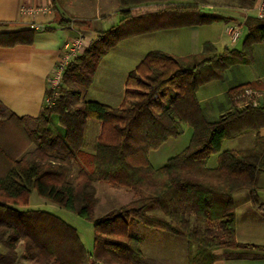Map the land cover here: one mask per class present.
<instances>
[{
    "label": "trees",
    "instance_id": "1",
    "mask_svg": "<svg viewBox=\"0 0 264 264\" xmlns=\"http://www.w3.org/2000/svg\"><path fill=\"white\" fill-rule=\"evenodd\" d=\"M118 1L120 22L69 61L59 95L52 98L48 90L50 100L34 124L10 113L0 101V264H21L19 251L28 264H140L143 240L130 232L131 220L186 238L189 264H213L214 251L220 248L264 249L236 239L234 202L237 192L247 190L252 205L264 214L259 196L264 104L255 94L264 91V84L254 80L229 89L232 108L216 120L207 117L198 98L201 86L223 80L232 66L254 63V48L264 43V18L251 12L255 0L240 5L243 20L233 25L246 30L241 49L219 51L206 41L200 52L184 57L152 50L129 72L119 106L80 102V91L69 85L89 87L99 61L125 38L237 21L206 0ZM60 20L62 26L74 22L64 16ZM34 34L35 29L3 33L0 44L28 43ZM247 90L252 94L246 95ZM89 121L99 123L92 147ZM183 124L192 129L188 145L155 167L150 151L180 136ZM248 132L256 133L253 146L222 151L224 140ZM214 154H219V164L209 167ZM97 181L133 190L136 197L97 217ZM34 191L94 224L92 251L85 248L78 230L58 215L23 209Z\"/></svg>",
    "mask_w": 264,
    "mask_h": 264
},
{
    "label": "rangeland",
    "instance_id": "2",
    "mask_svg": "<svg viewBox=\"0 0 264 264\" xmlns=\"http://www.w3.org/2000/svg\"><path fill=\"white\" fill-rule=\"evenodd\" d=\"M85 6L83 10L82 18L89 22L92 30H101V18L105 16L108 9L103 5L104 0H84ZM116 2L117 0H111ZM208 5L218 6L216 10L227 16L228 18L237 19V21L229 22H215L209 25H203L199 27V30H191L187 26L180 28H168L159 29L155 31L142 32L135 34L132 37L125 38L120 41L115 47H113L103 57L97 66L94 74L93 83L89 88H85L80 84H77L78 88L84 93L85 100H96L112 107L120 105L121 97L125 91L124 70L128 71L131 68H135L137 64L144 58L147 52L152 50H160L174 56L184 57L190 54L191 50L195 48H202L204 41L213 42L219 51H223L226 47L241 49L243 41L246 37V30L243 28L240 39L233 43L231 36L228 34L227 29L231 25H239L243 20V10L240 9V5L247 3L248 0H206ZM74 9L76 10V0H73ZM114 4V5H115ZM110 6V5H109ZM108 6V8H109ZM79 10V9H78ZM100 13L102 17H100ZM105 27V23L103 24ZM110 26V25H108ZM107 26V27H108ZM241 26V25H240ZM197 44V47L195 46ZM255 61L248 65H239L237 69H242L244 73L237 72L235 79L229 78L228 81L219 82L220 86L235 84V82H242L246 80H253L258 76L264 74V43L257 44L254 48ZM240 67V68H239ZM240 74V75H239ZM233 79V81L231 80ZM238 80V81H236ZM231 82V83H230ZM218 84H213L209 87H203L200 90L199 95L203 97L206 93L210 94ZM70 90H76L75 84H71ZM216 90V89H215ZM219 101L224 100V96H219ZM81 102V101H80ZM79 103V100L75 101V105ZM242 101L240 102V104ZM213 101L204 103L207 109V117L210 120H216L219 115H215V110L210 113L208 109L214 107ZM88 129V141L90 146L95 142L96 125L97 121H91ZM192 136V129L187 124L182 125V134L178 137L171 138L165 146H160L158 149L151 151L149 154L150 161L155 165H159L160 162H165L170 157L176 155L182 151L189 143ZM251 143L246 139L236 138L234 140H224L222 145V151L227 148L230 149H242L250 146ZM91 147L89 148L90 151ZM219 154H214L208 161L209 167H217L219 161L217 158ZM165 160V161H164ZM163 164V163H161ZM79 167L76 164L74 173L76 174ZM260 184L264 183V174L261 176ZM97 196L99 203L96 205L95 214L97 217L109 212L110 210L117 208L136 197V193L130 189H117L111 187L107 182L97 181L95 183ZM248 192L243 190L236 194L234 202L236 204L237 219L239 221L240 233L247 234L245 227L243 228V222L247 215L256 212L251 203H247L243 199H247ZM245 196V197H244ZM261 200L264 201V190L260 191ZM23 209H40L54 213L61 217L63 220L74 226L79 233L80 239L83 242L85 248L88 251L93 250L94 246V224L75 214L74 212L67 210L58 204L40 196L37 191L31 194L29 205ZM130 232L139 236L143 240L144 259L140 264H169L173 260L172 264H187L186 253V241L184 237L176 236L168 232L152 229L138 223L134 220L130 221ZM239 252L246 253L243 249H237ZM22 255V254H21ZM21 264H28L25 261V257L20 256ZM253 262V261H252Z\"/></svg>",
    "mask_w": 264,
    "mask_h": 264
},
{
    "label": "crops",
    "instance_id": "3",
    "mask_svg": "<svg viewBox=\"0 0 264 264\" xmlns=\"http://www.w3.org/2000/svg\"><path fill=\"white\" fill-rule=\"evenodd\" d=\"M85 2L86 1L84 0H76L77 9L75 10L73 0H0V35L8 32L35 29V34L31 42H20L9 46L0 44V101L4 103L10 113L17 115L18 117L29 118V122L34 124L33 119L40 115L49 99L48 90H51L50 80L55 75L57 65L65 52L66 44L71 39L81 36L85 39V45L87 46L90 42L96 40L101 32L120 22L122 16L118 13L119 1L117 0V4H115L116 2L114 1L104 0L103 5L108 9V13L103 17L100 13L102 23L99 27L101 30H92L89 22L82 18L84 17L82 13ZM62 16L71 19L74 22L69 26H62L60 24ZM75 21L80 23L76 24ZM104 23L105 27L103 26ZM201 26L187 27L191 28V30H199L198 28ZM195 46L197 47V44H195ZM201 50L202 48H195V50H191L190 54L198 53ZM106 56H108V54ZM237 66L239 65H234L229 68L226 71V76L223 80L212 81L200 87L198 98L205 109L206 115L207 109L204 106V103H207L210 100L213 101L215 105L214 107L211 106L208 111L212 113L215 110V115L220 116L232 108V104L227 97V93L232 87L254 80H259L264 84L263 74L253 80L242 82L234 81L235 84H232L233 86L228 84L226 86L222 85L221 87L219 82L228 81L229 78L235 79L237 72L244 73L242 69H237ZM132 69L133 68L128 71L124 70L125 84L127 76ZM233 79L231 80L233 81ZM72 84H75L76 90L80 91V101L85 100L83 91L78 88L76 83ZM213 84H218V87L215 88L216 90L213 89L210 94L206 93L203 97L199 95L201 88L209 87ZM70 86L71 85H69V89H71ZM255 94L257 96V101L260 99V104H264V91ZM221 95L224 96V100L222 99V101H219L218 98ZM123 96L121 99H123ZM90 122L91 121H89L88 129L91 124ZM96 131L95 138L99 133V123L96 125ZM259 135L264 137V127L259 130ZM236 138H241L242 140L246 139L251 143L248 147H251L254 144L256 133L248 132ZM170 139L161 146H165ZM218 161L219 157L217 158V162ZM166 162L167 160L165 162H160L158 166L153 162L152 164L155 167H161ZM259 185L260 196V191L264 190V183L261 185L259 182ZM246 192H248V195L247 197H244L247 199L243 200L252 204L250 192L247 190ZM236 194L234 195V198ZM260 201L264 203V201L261 200V196ZM255 210L256 212L253 211L254 213L247 215L243 222V228L245 227L247 234H243L242 230L240 233L236 212V239L241 243L264 245V214L256 208ZM185 244L187 248L186 260L187 264H189L188 255L190 246L188 241H186ZM3 250L4 249L0 245V252ZM243 250L246 253L235 254V252H239L237 249H217L214 251L215 260L213 264H264V249L246 248ZM21 254V251H19L18 261L19 259L21 260ZM172 262L173 260H171L169 264H172Z\"/></svg>",
    "mask_w": 264,
    "mask_h": 264
},
{
    "label": "built area",
    "instance_id": "4",
    "mask_svg": "<svg viewBox=\"0 0 264 264\" xmlns=\"http://www.w3.org/2000/svg\"><path fill=\"white\" fill-rule=\"evenodd\" d=\"M251 12L254 16L258 18H264V0H255V4ZM227 32L231 36L233 43H235L241 36V30L237 26H233V25L229 26ZM85 46H86L85 39L81 36L71 39L66 44L65 52L57 65V68L55 70V75L50 80V89L53 91L52 98H56L59 95L58 88L61 84V76L63 70L65 69V67L73 57L77 56L83 51ZM251 94H252L251 90L246 91V95H251ZM49 100L50 99H48V101Z\"/></svg>",
    "mask_w": 264,
    "mask_h": 264
}]
</instances>
